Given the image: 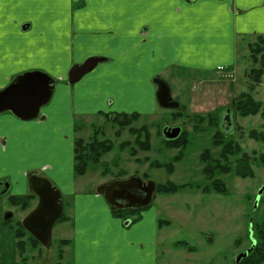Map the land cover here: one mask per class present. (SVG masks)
<instances>
[{
	"label": "rangeland",
	"instance_id": "374dc122",
	"mask_svg": "<svg viewBox=\"0 0 264 264\" xmlns=\"http://www.w3.org/2000/svg\"><path fill=\"white\" fill-rule=\"evenodd\" d=\"M10 37H15L16 40L12 44L17 45L22 42V38L16 37L14 33L6 34V38ZM259 37L264 36L256 37L248 45L247 42L251 39L237 43L236 59L231 66L233 70L225 68L218 72L210 74L206 72L204 74L189 69L170 67L160 72L157 76L169 84L172 97L177 99L180 104L178 110L164 107L159 103L157 84L154 82L147 84L149 82L148 77L142 73V69L134 66L133 63L126 64V82L124 84L125 87L130 86L131 89H120L123 88L121 83H105L99 79L101 67L111 64L103 61H100L91 72L84 75L78 82L70 84L75 89L87 82L85 89H83L87 96H90L89 92L93 90V87H96L95 78H97V82H101L100 84L110 85L111 88L98 89L94 93L99 91L101 95L102 91H106L103 93L110 94L108 99L112 98L116 106L125 107L121 104H126L132 107L130 110L139 111V113L144 112L142 117L132 118L129 126L136 129L145 126L149 132V140L145 144L148 145V149H140V143L137 145L135 134L127 130L129 126L120 128L118 123L106 116L116 112L113 105L99 109L103 107L101 106L103 103H101L96 108L99 112L87 109L91 114L78 115L75 118V138H82L84 142H88L95 137L97 140L107 139V142L111 144L97 162L88 163L83 179H79V188L88 192L96 184L109 181L118 176L120 172L123 174L122 177L137 175L159 184L168 181L182 184L177 190L170 193L156 191L149 206L138 211L123 213V217L118 216L120 223L127 226L131 222H137L143 213L146 215L148 213L155 214L160 228L156 264H238L242 258L236 262L237 256L251 246L252 237L255 236L251 226L255 222H260L264 216V166L253 164L254 173L253 176L249 177H240L232 172H223V169L235 166L234 157L231 154L228 155L227 160L220 157L221 145L214 142L217 128L211 122L215 121L216 118L214 117L221 113L218 127L221 125L222 127H220L231 135L229 138L233 139L244 152L250 156L254 155L253 152L256 156L264 153V143L248 137L249 130L264 129V119L259 113L242 116L236 107L231 106L233 98L240 101L242 99L239 97L247 99L250 96L253 101L260 102L264 107V63L260 54L256 56L257 62L253 61L249 46L258 42ZM4 41V37H0V43ZM6 41L4 45L0 46V49L5 48L8 44ZM16 50L22 51L20 48H16ZM16 50L12 48V52ZM37 63L40 64V68L27 70H42L56 78L53 62ZM120 64L117 63L112 71L118 72ZM17 66L18 63L12 64L8 69L6 68V71L13 70L15 74L12 67ZM257 68H262L259 79L251 76L254 69ZM0 72L4 75L1 64ZM3 75L0 76V79L3 78ZM106 76L108 79L114 77L113 74L108 73ZM203 80L206 84L204 89H202L201 83ZM119 91L128 92L127 95L122 94L124 97L122 102L117 100ZM52 99L41 107L40 112L50 106ZM177 111L179 112L178 116L175 113ZM209 112L214 118L213 120L204 116ZM225 115L227 119L224 120ZM5 116L12 117L13 123H7L9 125L2 123L0 134L8 133L11 136L12 133L17 132L19 123L28 126L24 129V133L20 134L21 139L19 140L22 141L20 148L16 147L17 144L20 146V141L17 140L16 143L11 137L6 141V149L0 150V181L7 180L9 183L5 193H2L3 189L0 188V264H19L24 258H27L26 264H56L58 263V241L72 238V220L68 222L58 221L53 225L49 247L41 245V247L32 248L26 243L23 252H20L14 245L16 240L13 239V233L19 227L16 222L26 215L28 209L21 210L18 206L11 204L9 195L25 193V188L19 183V181L23 182L24 179L27 182L26 177L22 178L25 172L37 171L42 173L39 171L41 163L46 161L52 163L55 155L57 158H54V165H59L64 170L67 163L66 157H61L59 153L53 152L57 143L53 145L52 141L45 136H37L36 128L30 126L35 119L22 121L15 118L9 111L1 113L0 119ZM196 117L203 120L197 122ZM164 123H177L181 126L186 133L187 144L184 147L170 148L163 141L159 130ZM60 146L61 143L58 147ZM131 149L135 150L136 155L130 154ZM205 149L208 150L212 160L220 162L213 169L212 177L220 179L224 183L225 193L213 189L212 180L206 178L207 176L203 171L204 163L201 160ZM178 151H181L180 154H182L177 161L173 162L170 172L163 166L152 165L153 161L168 163L172 157L177 155ZM65 152L66 147L63 145L62 153L65 154ZM66 178L68 175L65 172L62 173L58 179V184L64 185ZM53 184L58 187L54 182ZM58 188L61 190V187ZM261 189L262 191L259 193ZM63 200V211L69 220V217L74 214V207L78 204L73 198H68L66 195ZM256 201L257 204L254 207ZM105 204L111 210L108 203L105 202ZM100 207L101 205L94 204L93 210L100 209ZM8 211L12 213L9 222L4 220V215ZM96 213L89 220L106 224L107 221L97 217ZM126 221H128L127 225ZM160 221L162 223H159ZM111 223L109 221L108 226ZM85 231H88V236L97 233L95 238L97 241H105L108 238L107 234L105 235L94 228ZM125 232L127 231L125 230ZM146 234H150V232L147 231ZM129 236L130 233H126L125 237ZM148 238L149 235H145L143 239L145 241ZM122 241L126 240L118 237L117 243ZM62 248L63 256L60 264H74L75 254H79L82 264H96V262L105 264L104 260L107 261V264L111 261V257L107 258L105 255L107 251L109 253L113 251L116 259L123 260L127 259L129 251H131L125 246V243L123 246L118 245L117 248L112 246L95 248L89 243H87V247L85 244H81L79 251H75L77 249L74 250L73 244L68 243ZM135 255L138 258L137 261L143 260V263L139 264H150V257ZM260 264H264V261Z\"/></svg>",
	"mask_w": 264,
	"mask_h": 264
},
{
	"label": "crops",
	"instance_id": "0c3cea01",
	"mask_svg": "<svg viewBox=\"0 0 264 264\" xmlns=\"http://www.w3.org/2000/svg\"><path fill=\"white\" fill-rule=\"evenodd\" d=\"M9 32L21 37L22 42L12 44L16 40L15 37L6 38ZM258 36H264V0H0V37H4L8 43L4 49H0L5 85L24 70L40 68L37 62L51 61L55 64L53 99L49 107L39 111V116L30 126L36 128L38 137L45 136L53 145L57 143L54 153L66 157L64 170L54 165L55 155L52 163H41L39 171L42 173L35 172L41 175L46 172L42 176L61 187L62 192L66 187L63 194L57 187L63 198L66 195L77 202L74 214L65 220H72V238L65 239L73 244L74 250L77 249L75 251H79L81 244L87 247V243L95 248H117L125 243L131 249L127 259H116L113 251H107L105 255L111 257L107 264L143 263L141 259L138 260L140 262L136 260L135 254L150 257V264H156L160 228L154 213H143L137 222L123 226L102 197L100 187L108 180L96 184L88 192L79 188V179H83L84 174L76 175L73 169L75 118L91 114L87 109L99 112L96 108L101 103L103 107L99 109L113 105L115 113L136 112L142 117L144 112L130 110L132 107L126 104L120 103L125 107L116 106L112 98L108 99L110 94L103 93L106 91H102L101 95L99 91L94 93L98 89L111 88L97 82V78L90 96L83 90L87 82L73 89L65 82L69 68L89 57H104L102 61L111 64L101 67L98 78L105 83H121L123 88L120 89H131L124 86L127 63L142 69L149 79L147 84L155 83L154 78L170 67L204 74L225 68L233 70L231 66L236 59L237 43L251 39L248 45ZM12 48L22 51L12 52ZM15 63H18L17 67H12L15 74L13 70L7 72L6 68ZM117 63H121L119 71L114 72L112 68ZM107 73L114 77L108 79ZM201 83L204 89V80ZM127 93L119 91L118 102L124 101L123 95ZM2 123H13V119L1 117L0 125ZM27 126L19 123L17 132L11 136L8 133L0 134V150L6 149V141L11 137L17 143ZM21 142L16 147L20 148ZM63 145L66 147L65 154L62 153ZM30 172H25L22 178ZM64 172L68 178L64 185H59L58 179ZM94 204L101 205L100 209L93 210ZM95 213L106 220V224L90 221ZM109 221L112 223L108 226ZM92 228L107 234V240L97 241V233L88 236L85 230ZM147 231L150 234H146ZM126 233H130V236L125 237ZM145 235H149V238L144 241ZM118 237L126 241L117 243ZM74 264H82L79 254H75Z\"/></svg>",
	"mask_w": 264,
	"mask_h": 264
},
{
	"label": "trees",
	"instance_id": "16d2710c",
	"mask_svg": "<svg viewBox=\"0 0 264 264\" xmlns=\"http://www.w3.org/2000/svg\"><path fill=\"white\" fill-rule=\"evenodd\" d=\"M259 38L260 39L258 42L249 45L251 47L250 53L253 56V61H256L257 59L256 56L258 54L262 55V59L264 63V55H263L264 37H259ZM263 69H264V66H263ZM261 70L262 68L254 69V72L251 76H254L256 79H259ZM158 78L159 77L157 76L154 78V80L158 81ZM239 98H241L242 100L236 101L235 98H233L231 101V106L236 107L242 116L256 115L259 113L260 116L264 119V107H262L260 102L253 101V99L250 96H248L247 99H245L244 97H239ZM139 116L140 115L138 113H132V114L118 113L112 117V121L118 123L120 128H123L125 126H129V122L130 120H132V118L139 117ZM204 116L210 117L209 118L210 120H213L214 118H216L215 121H212V122L210 121V122L215 124V126H217L219 119H220L218 115L212 118L209 112ZM107 117L109 116L107 115ZM200 117L204 118L203 116H200ZM200 117H196L197 122L198 121L201 122L203 120ZM129 130L131 131V133L135 134V137L137 138V145H139L140 143V149H148V145H145L146 142L149 140V132H148L147 127L141 126L138 129L130 127ZM216 133L217 134L214 136L215 138L214 142H216L215 144L221 145L220 157L224 160H227L228 155L231 154L233 155L234 162H235V166L233 168L227 167L222 170L223 172H232L236 176L249 177V176H253V173H254L253 168H252L253 164L264 166V153H260L258 156H256L255 153L253 152L254 155L250 156L246 152H244L241 149V147H239L237 143L233 141V139L229 138L231 135H229L228 132L222 129L221 130L216 129ZM96 134L98 133L96 132ZM142 135L144 136V138H142ZM248 137L256 141H260L264 143V129L263 128L259 130L251 129L248 131ZM93 138H94L93 140L91 139L88 142H84L82 138L74 139L73 169L76 175L84 174L88 163L97 162L99 158L101 157V155L103 154V152L108 150L111 146V144L107 142L108 141L107 139L97 140L95 137ZM163 141L168 146H170V148H176V147L182 148L187 144L186 133L183 130V133L181 134V136L179 135L177 138L173 140L163 139ZM180 152L181 151H178L177 155L172 157V159L166 164L153 161L152 165L153 166H163L167 169L168 172H170L172 170L173 162L177 161L180 158L182 154V153L180 154ZM208 153H209L208 150L205 149V151L203 152L201 156V160L204 163L203 171L207 176L206 178L209 180H212V183H211L212 188L217 189L218 191L222 193H225L226 189H225L224 183L220 179H215L212 177L213 169L216 168L220 162L218 161L216 162L212 160V157ZM130 154L136 155L135 150L131 149ZM122 175L123 174L120 172L119 175L116 177H122ZM181 185L182 184H175L170 181L166 183H160V184L157 183L156 191L162 192V193H170V192L177 190V188L180 187ZM33 198H34V195L32 194L9 195V201L11 202V204L18 206L21 210L30 209V207L32 206ZM63 206H64V201H63ZM134 211L136 210H129V211L111 210V212L114 215H117L119 217H123V213L134 212ZM66 219H67V216L65 215L63 211L59 219L57 220V222L65 221ZM159 223H162V221H160ZM18 224H19V227L13 233V239L16 240L14 245L19 249V251L23 252L26 246V243H24L20 239L21 234L27 235V237H29L30 242L28 243V245L30 247L35 248L36 246H39L38 241L35 240L28 233V231H26L20 225V222H18ZM251 227H253V231L255 235L254 237H252V241H254L253 247L251 251L244 258H242L238 264H260L261 262L264 261V216L260 222L253 223ZM68 243L70 242L67 239H60L58 241V246H59L58 254H57L58 263L56 264H60V260L62 259V256H63L62 247L65 245H68ZM26 259L27 258H24L23 261H21L19 264L21 263L26 264Z\"/></svg>",
	"mask_w": 264,
	"mask_h": 264
},
{
	"label": "water",
	"instance_id": "95a60500",
	"mask_svg": "<svg viewBox=\"0 0 264 264\" xmlns=\"http://www.w3.org/2000/svg\"><path fill=\"white\" fill-rule=\"evenodd\" d=\"M103 59L104 57L94 56L87 58L81 64L72 65L67 71L66 83L74 84L78 82L84 75L91 72L98 62L102 61ZM33 73H39L47 78L48 89L50 93L48 97L44 99L43 102L39 103L38 106L29 110H17L11 106L0 105V114L9 111L15 118L22 121L33 120L39 116L41 107L47 104L51 99L56 84L55 79L47 72L38 69H32L18 73L12 77V79H10L7 85H5V89H0V91H4L10 87L11 83L17 77ZM155 82L158 85L157 99L160 104L165 107H179V103L175 100H173L171 104L167 103L168 100L172 99L169 85L164 80L160 79H158V81L156 80ZM160 89H164V91L161 92ZM179 132V127H176L172 131L167 130V127L163 128V135L166 139L177 137ZM128 181H133L134 183L131 194H120L116 186L127 183ZM27 182L29 191L37 197V205L23 218L22 226L43 247H49L51 242L52 227L57 222L63 211L61 192L48 177L42 176L35 171L29 174ZM8 187L9 183H4V189L2 193H5ZM100 189L111 210H138L150 205L156 192V184L153 181H144L137 175H129L111 179L110 181L102 184ZM262 189L259 191V193L262 191ZM256 204L257 201L254 203V207ZM11 215L12 213L10 211L6 212L4 215V220H9ZM125 223L127 224L128 221ZM253 242L254 241H252L251 246L245 252L240 253L237 256L236 262H238L241 258H244L251 251L254 244Z\"/></svg>",
	"mask_w": 264,
	"mask_h": 264
},
{
	"label": "snow or ice",
	"instance_id": "6c2138e0",
	"mask_svg": "<svg viewBox=\"0 0 264 264\" xmlns=\"http://www.w3.org/2000/svg\"><path fill=\"white\" fill-rule=\"evenodd\" d=\"M47 61H41V63ZM40 64H37L39 67ZM3 73L0 72V76ZM0 89H5V81L0 79ZM0 105L11 106L17 110H29L48 97V81L47 78L39 73L22 75L17 77L4 91H0ZM133 181L119 184L116 187L120 194L130 195L133 189Z\"/></svg>",
	"mask_w": 264,
	"mask_h": 264
},
{
	"label": "flooded vegetation",
	"instance_id": "af4514ba",
	"mask_svg": "<svg viewBox=\"0 0 264 264\" xmlns=\"http://www.w3.org/2000/svg\"><path fill=\"white\" fill-rule=\"evenodd\" d=\"M157 90H158V85H157ZM160 91L162 92V91H164V89H160ZM173 100H177V99H175V98H173L172 97V99L171 100H168L167 101V103H169V104H171L172 102H173ZM160 103V102H159ZM175 104V103H174ZM165 107V106H164ZM168 108H174V109H176V110H178L179 108L178 107H168ZM225 111H229V110H225ZM176 113V115L179 113L178 111L177 112H175ZM115 114H118V113H113V114H110V115H108L109 117H111V119H112V117L115 115ZM132 114V113H131ZM106 115V116H107ZM178 116V115H177ZM176 116V117H177ZM180 117V116H179ZM219 117L221 118V113L219 114ZM225 119H227V116L225 115L224 116V120ZM221 126V125H220ZM218 127V124H217V126H216V128L218 129V130H221L222 128V126L221 127ZM126 127V126H125ZM125 127H123V128H125ZM130 127V126H129ZM129 127H127V130L129 131ZM165 127H167V130H170V131H172L173 129H175L176 127H179L180 128V132H179V135L181 136V134L183 133V129L181 128V126L179 125V124H177V123H174V124H168V123H164V125L162 126V128H160V136L163 138V139H165V140H173V139H175V138H177V137H175V138H172V139H166L165 137H164V135H163V128H165ZM223 130V129H222ZM118 132V131H117ZM131 132V131H130ZM144 135V134H143ZM142 135V138H144V136ZM29 174L30 173H28V175L26 176V178H28V176H29ZM41 175V174H40ZM144 181H152V180H150V179H148V178H142ZM7 182V180H2V181H0V188H2V189H4V183H6ZM19 183H21L22 185H23V187L25 188V193H23V194H32V195H34L33 193H31L30 191H29V187H28V182H26L25 181V179L23 180V182L22 181H19ZM155 184H157V183H155ZM11 195V194H10ZM20 195H22V194H20ZM37 205V197H36V195H34V198H33V200H32V206L30 207V209H28V211H27V213H26V215L28 214V212L29 211H31L33 208H35V206ZM64 208V207H63ZM124 211H129V210H124ZM11 212V211H10ZM25 215V216H26ZM12 216V215H11ZM24 216V217H25ZM23 217V218H24ZM23 218L22 219H19V221L18 222H20V225L22 226V220H23ZM11 219V218H10ZM9 219V220H10ZM9 220H8V222H9ZM18 222H16L17 224H18ZM23 227V226H22ZM15 230H17V228L15 229ZM15 232V231H14ZM29 233V232H28ZM30 234V233H29ZM31 235V234H30ZM32 236V235H31ZM33 237V236H32ZM34 238V237H33ZM20 239L24 242V243H29L30 242V239H29V237H27V235H23V234H21L20 235ZM35 239V238H34ZM36 240V239H35ZM39 243V242H38ZM39 246L41 247V244L39 243ZM38 246V247H39Z\"/></svg>",
	"mask_w": 264,
	"mask_h": 264
},
{
	"label": "built area",
	"instance_id": "2783aa9c",
	"mask_svg": "<svg viewBox=\"0 0 264 264\" xmlns=\"http://www.w3.org/2000/svg\"><path fill=\"white\" fill-rule=\"evenodd\" d=\"M221 67H219V69H220Z\"/></svg>",
	"mask_w": 264,
	"mask_h": 264
}]
</instances>
